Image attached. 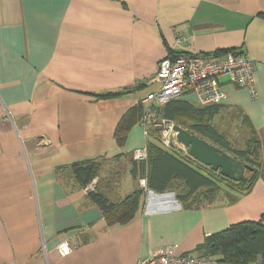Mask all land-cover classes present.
Wrapping results in <instances>:
<instances>
[{
    "label": "crops",
    "instance_id": "0c3cea01",
    "mask_svg": "<svg viewBox=\"0 0 264 264\" xmlns=\"http://www.w3.org/2000/svg\"><path fill=\"white\" fill-rule=\"evenodd\" d=\"M229 49L256 61L257 94L223 77L212 123L224 110L251 122L261 142L251 191L195 206L144 190L130 220L112 219L91 191L117 202L141 187L131 174L118 182L112 163L147 147L143 115L123 142L116 134L132 107L163 106L146 100L160 61ZM83 162L100 166L86 186L73 168ZM263 215L264 0H0V264H137L171 244L203 256L208 235Z\"/></svg>",
    "mask_w": 264,
    "mask_h": 264
},
{
    "label": "trees",
    "instance_id": "16d2710c",
    "mask_svg": "<svg viewBox=\"0 0 264 264\" xmlns=\"http://www.w3.org/2000/svg\"><path fill=\"white\" fill-rule=\"evenodd\" d=\"M118 93H106L100 96H112ZM221 104L196 106L190 101L174 98L163 106H152L154 117L152 123L159 118L173 120L191 132L206 138L220 150L226 151L242 160L246 165L245 173L238 181L231 180L211 167L194 159L189 154L182 155L175 149L166 148L160 141L157 128H150V139L147 143L148 158L136 160L132 156L123 155L117 160L128 161L116 169L119 182L127 174L136 179L147 178L148 188L157 192L177 190L178 197L195 206L215 205L226 198L235 200V194L242 195L251 191L259 175L261 166V142L251 126V122L244 117L243 122L249 128L250 136L245 147L234 146L224 132L212 123L216 114L221 110ZM144 113L142 104L130 109L122 118L117 129V139L123 142L132 124ZM81 185L90 183L100 168L96 162L73 164ZM126 169V170H125ZM125 171V172H124ZM144 189L140 187L131 194L111 202L103 193L91 191V196L104 212L119 222L130 220L138 208ZM264 215L260 220H245L231 224L228 228L208 235L198 248L205 255H213L218 264H254L261 257L260 264H264Z\"/></svg>",
    "mask_w": 264,
    "mask_h": 264
},
{
    "label": "built area",
    "instance_id": "2783aa9c",
    "mask_svg": "<svg viewBox=\"0 0 264 264\" xmlns=\"http://www.w3.org/2000/svg\"><path fill=\"white\" fill-rule=\"evenodd\" d=\"M255 70L256 61L248 53L235 49L208 55L181 53L173 58L165 57L160 61L157 72L161 86L157 91L148 93L146 100L165 104L186 92H191L202 106L219 104L227 98V92L222 87V79L225 76L233 85L247 87L252 95L256 96ZM153 116L151 107L145 109L141 122L146 135L149 133L148 123ZM155 125L160 127L161 142L166 148L185 147L176 137V123L173 120L161 118ZM133 157L136 160H146L147 147L136 149ZM139 184L145 191L149 190L146 177L140 178ZM90 187H94V182ZM57 249L61 255H68L72 251L67 240L61 242ZM215 260L210 255L180 253L177 246L171 244L159 247L152 255L140 259L137 264H213Z\"/></svg>",
    "mask_w": 264,
    "mask_h": 264
},
{
    "label": "water",
    "instance_id": "95a60500",
    "mask_svg": "<svg viewBox=\"0 0 264 264\" xmlns=\"http://www.w3.org/2000/svg\"><path fill=\"white\" fill-rule=\"evenodd\" d=\"M174 130L178 141L188 148L189 155L194 159L234 181L244 175L246 165L242 160L181 125L176 124Z\"/></svg>",
    "mask_w": 264,
    "mask_h": 264
},
{
    "label": "rangeland",
    "instance_id": "374dc122",
    "mask_svg": "<svg viewBox=\"0 0 264 264\" xmlns=\"http://www.w3.org/2000/svg\"><path fill=\"white\" fill-rule=\"evenodd\" d=\"M160 120H161V118L157 119V121H155L153 123V126L158 129L159 134H160V127L156 126L155 123L159 122ZM150 123H148V128H149ZM215 124L218 126V129L221 132H224L226 134L227 138L229 139V141L234 146H237V147H245L246 146V140L250 136L249 128L243 122V118L237 112H231L230 111V113H229V112L224 110L223 112H221L219 114V116H217ZM160 140H161V138H160ZM172 149L179 151L182 155L189 154L188 148H186V147L176 146L175 148H172ZM112 164H113V168L119 169L122 166V164L125 165L127 168L129 163L126 160H124V161L123 160H116ZM128 169L129 168H127V170L126 169L125 170L128 171ZM129 177L130 176H127L124 178V181H125L124 185L128 181H130L131 177L130 178ZM137 180H138V182H140V179L137 178ZM210 256H213V255H210ZM213 257L215 259H218V257H216V256H213ZM216 262L217 261L215 260V262L213 264H216ZM260 262H261V257H259V260L254 264H260Z\"/></svg>",
    "mask_w": 264,
    "mask_h": 264
}]
</instances>
